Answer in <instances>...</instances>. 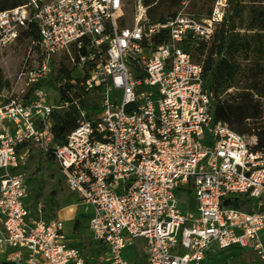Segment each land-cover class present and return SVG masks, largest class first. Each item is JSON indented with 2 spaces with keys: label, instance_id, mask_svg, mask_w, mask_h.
<instances>
[{
  "label": "built area",
  "instance_id": "built-area-1",
  "mask_svg": "<svg viewBox=\"0 0 264 264\" xmlns=\"http://www.w3.org/2000/svg\"><path fill=\"white\" fill-rule=\"evenodd\" d=\"M189 3L161 18L140 0L131 25L125 0L0 11V50L32 26L39 35L17 83L0 88V264H208L232 248L264 263V148L216 118L198 58L228 0L202 19ZM67 110L77 124L58 145ZM32 147L53 153L79 204L74 239L31 202ZM134 246L143 262L126 256Z\"/></svg>",
  "mask_w": 264,
  "mask_h": 264
},
{
  "label": "rangeland",
  "instance_id": "rangeland-1",
  "mask_svg": "<svg viewBox=\"0 0 264 264\" xmlns=\"http://www.w3.org/2000/svg\"><path fill=\"white\" fill-rule=\"evenodd\" d=\"M214 2L215 0H190L187 11L202 19L210 13ZM125 3L127 11L126 22L131 25L134 22L140 0H125ZM236 3L243 6L242 16L236 19V24L238 25L236 31L240 34L243 48L236 55V60L240 64V72L237 74L234 85L229 89L231 93L244 89L251 75L250 68H256V66L264 67V31L256 32L247 29V25L252 19L251 10L260 8L261 4H264V0H228L225 17L230 18L232 16L233 7ZM181 7L182 3L178 6L168 5L165 9H159L157 14L165 17L175 13ZM31 41L30 37H21L16 43L0 50V67L3 70L5 81L13 84L17 83L20 68L25 59L32 55L30 52ZM247 136L250 140L257 141V147L264 148V115L253 123L252 134H247ZM24 152V149L20 150V155L24 154ZM22 163L30 178L32 204L36 202L43 203L44 215L51 219L59 218L63 220L67 233L71 235V239H74L72 227L77 217H79L81 209L58 172V166L53 155L50 153L45 154L44 151L37 147H32L28 156L22 160ZM139 242L143 241L140 240ZM91 252L95 258H98V249H93ZM211 255L208 264H264L260 257L249 249H225L212 252ZM126 256L130 259L137 257L138 262L144 261V252L138 246L127 250ZM89 264H98V262L91 258Z\"/></svg>",
  "mask_w": 264,
  "mask_h": 264
},
{
  "label": "trees",
  "instance_id": "trees-1",
  "mask_svg": "<svg viewBox=\"0 0 264 264\" xmlns=\"http://www.w3.org/2000/svg\"><path fill=\"white\" fill-rule=\"evenodd\" d=\"M29 0H0V11L12 9L24 5ZM184 0H144L149 7V14L158 15L161 8L178 6ZM243 14V6L236 3L232 16L225 17L222 25L217 29L215 38L209 46L199 48V60L204 58V71L208 86L214 96V114L216 118L223 120L236 132L247 135L252 134L253 123L264 115V67L250 68L251 75L242 91L231 93L229 89L234 85L237 74L240 72V64L236 55L243 48L240 34L236 31L238 25L236 19ZM252 19L247 29L264 31V4L260 8L251 10ZM159 17L164 18L160 15ZM25 38L37 39V29L23 33ZM259 70V72H258ZM4 80L3 70L0 67V88L8 85ZM53 130L55 142L60 145L65 141L66 135L76 126L77 118L73 110H67L55 115ZM53 155V153H50ZM53 194V193H52ZM74 231H83V220L77 217L73 225Z\"/></svg>",
  "mask_w": 264,
  "mask_h": 264
},
{
  "label": "crops",
  "instance_id": "crops-1",
  "mask_svg": "<svg viewBox=\"0 0 264 264\" xmlns=\"http://www.w3.org/2000/svg\"><path fill=\"white\" fill-rule=\"evenodd\" d=\"M262 236H263V238H264V231L262 232Z\"/></svg>",
  "mask_w": 264,
  "mask_h": 264
}]
</instances>
